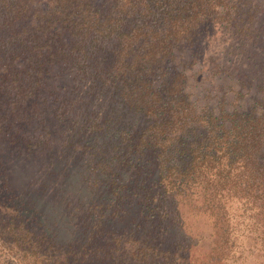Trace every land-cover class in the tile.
Returning a JSON list of instances; mask_svg holds the SVG:
<instances>
[{"label": "trees", "instance_id": "trees-1", "mask_svg": "<svg viewBox=\"0 0 264 264\" xmlns=\"http://www.w3.org/2000/svg\"><path fill=\"white\" fill-rule=\"evenodd\" d=\"M241 234L264 263V0H0V264H232Z\"/></svg>", "mask_w": 264, "mask_h": 264}, {"label": "rangeland", "instance_id": "rangeland-1", "mask_svg": "<svg viewBox=\"0 0 264 264\" xmlns=\"http://www.w3.org/2000/svg\"><path fill=\"white\" fill-rule=\"evenodd\" d=\"M78 86L76 87L75 90H73L75 97H77L78 100V106L82 105L84 108V105H86V102L90 98H94L97 95V98L95 101V106H98V104H102L104 102L105 95L99 90H97L95 87H91L92 83L88 78H83L80 80V82H77ZM98 91L99 93L95 92ZM81 99V100H80ZM93 101V100H92ZM107 101V100H106ZM9 152H14V151H6L1 152L3 156L8 157ZM39 154L33 155L32 152H27L25 155L16 157L14 156H9L7 159V167L11 170L12 172V177L14 179V184L20 187L22 190L28 189L26 186L30 184L32 181H40L42 178L46 176L45 174L41 173V170L38 169V166H43V163L45 162L44 157L41 155H44V150L41 152H37ZM39 157V159H35L36 157ZM24 158V159H23ZM37 184H33V187H36ZM46 196V194H45ZM46 203H48V199L46 200ZM39 203L40 207H44V195L41 196V199L37 201ZM195 217V216H194ZM197 223L204 227V228H210L209 220L201 216L197 219ZM240 238H243L245 240V246H246V252L244 253L243 257L236 263L230 262L232 264H264L258 256L259 251L255 250L256 245L255 242L252 241L251 238H247L246 234H241ZM251 247V248H249ZM254 249V251H252ZM206 250V247H201L200 243L192 246V251L193 253L196 252H203ZM257 252V253H256ZM111 260V259H109ZM124 261V260H123ZM108 261H104L103 264H105ZM108 264H113L108 263ZM124 264H137L135 261H133L131 258H129L128 261L124 262ZM142 264V263H138Z\"/></svg>", "mask_w": 264, "mask_h": 264}]
</instances>
